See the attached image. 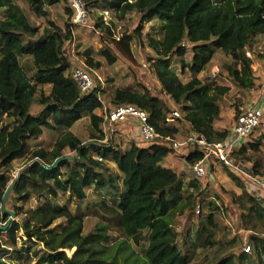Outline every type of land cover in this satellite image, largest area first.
<instances>
[{"label": "trees", "instance_id": "obj_1", "mask_svg": "<svg viewBox=\"0 0 264 264\" xmlns=\"http://www.w3.org/2000/svg\"><path fill=\"white\" fill-rule=\"evenodd\" d=\"M58 2L0 0V10L5 13L0 19V226H6L0 231V264H10L14 258L30 253L37 264H82L76 255L87 239H96L102 247H109L99 264H116L117 257L129 247L126 240L141 248L140 255L131 251L123 258V264H190L191 254L185 250L189 232L177 230L175 225L178 216H185L189 223L195 216V207L199 208L195 239L207 252L197 264H264V206L246 191L240 175L217 163L237 181L241 191L230 198V204L239 211L236 232L243 233L232 234L229 222L227 235L216 238L215 217L222 214L217 200L222 199L207 200L214 192L211 184L188 174L182 176V171L170 163L176 152L168 142L130 138L133 130L137 132L132 120L116 125L115 137L102 142V118L96 114L102 107L100 95L108 111L133 106L145 112L148 123L163 138L176 140L184 133L185 139L196 135L208 143L223 141L257 89L252 60L245 57V50H254L258 46L256 41L264 38V0H82L88 19L93 22L92 31L99 32L103 39L99 55L106 64L116 63L114 50L130 57L125 52H131L133 41L149 50L147 70L157 89L139 85L122 87L109 96H105L102 83L91 71L99 68V64L93 61L90 48L76 53L84 58L83 69L93 81L88 93H79L71 78L67 51L73 29L79 25L73 24L74 12L68 6L63 26L50 19L46 7ZM93 9L110 12L120 21L134 13L138 25L131 34L124 31L114 36L103 21V14L98 16ZM32 17L41 22L37 25ZM151 21L160 23L158 37L151 33L142 35L144 24ZM218 51L231 58L222 68L236 89L238 101L243 100V106L235 107L230 126L220 131L214 127L221 119L218 102L230 87L197 77ZM188 52L191 58L185 63ZM22 58L29 60L32 76L23 70ZM172 58L179 59L181 69L189 71L191 76L185 82L171 67ZM46 87L47 93L43 90ZM173 112H178L179 117L173 118ZM84 117L90 121L88 141L69 132ZM263 119L264 113L257 128L231 153L238 167L261 179H264ZM45 131L56 135L50 149L37 143ZM180 151L188 168L203 158L196 144ZM17 162L25 164L13 177ZM10 187L4 212L2 199ZM90 188L103 195L100 201L83 209L79 204L86 200ZM54 195L59 199L66 197L63 206L54 202ZM31 199L42 201L55 215L69 212L70 221H77L83 230L86 220L95 221L93 231L73 234L79 249L75 256L68 257L53 242L59 233L49 230L48 222L44 223L46 208L42 205L36 208L39 215L34 221L27 216L26 205ZM72 202L77 204L71 211ZM7 212L13 214V220ZM70 235L72 232H65L59 237L62 248L69 243ZM243 240L247 241L246 252L242 248L239 253L234 252ZM28 243L38 250L31 252L25 247ZM208 248L213 249L211 254Z\"/></svg>", "mask_w": 264, "mask_h": 264}, {"label": "rangeland", "instance_id": "obj_2", "mask_svg": "<svg viewBox=\"0 0 264 264\" xmlns=\"http://www.w3.org/2000/svg\"><path fill=\"white\" fill-rule=\"evenodd\" d=\"M68 6V0H59V2L54 6L46 7L47 10L50 13V19L55 22V24L59 26H63L64 22L66 21V17L64 15V10ZM93 11L96 13V15H101L100 9H93ZM4 11L0 10V19L4 18ZM103 14V21L105 24L110 26L112 32L114 33V36H118L120 32H127L130 33L137 27V17L134 13L126 15L124 20L120 21L117 20L116 17L110 12L102 13ZM32 20L35 21V23L38 25L41 21L36 19L35 17H32ZM42 24V23H41ZM40 24V25H41ZM93 22L91 19H88L87 16V22L85 25H81L78 27H75L73 29V40L71 44L68 46V53L70 55V62L72 65V68L75 67H82L84 68L85 62L84 58L78 56L76 53L81 52L85 50L86 48H90L92 53L91 57L93 58V61L95 63L99 64V68H95L92 71L93 75L96 76L99 80V82L102 83V86L105 90V96H109L113 90L117 88L122 87H132L136 88L137 85L146 87L148 89H157V83L154 80V78L151 76L149 71L147 70V62H146V56L149 54V50L145 48H140L134 41L130 45L131 52H125L127 54H130V57L126 56L122 52H118L114 50V53L117 56V61L113 65L106 64V61L99 55V49L103 45V39L100 37L99 32H93L92 31ZM43 27H41L42 29ZM144 30L142 32V35L144 36L147 33L153 34V36L158 37L159 36V28L160 23L158 21H151L148 24H144L143 26ZM256 44L261 47V53L254 56V59H252V70L254 71V76L256 78V87L257 89L253 92L252 96L249 97V101L254 100L258 98L260 95L264 94V38L261 37L256 41ZM110 48L112 46L110 45ZM124 50V49H123ZM191 58V53L188 52L185 57L184 61L185 63H188ZM231 62V58L222 52L218 51L215 53L212 59V63L208 66L206 70H204L202 73H200L197 77L201 80L205 79L207 82L213 83L218 86H227L230 87V91L223 96L219 103L220 109H221V119H218L215 122L216 127L226 125L228 128L230 126V121L232 113L235 109V107L238 105L239 107L242 105V102H239L237 97L238 94L235 95V90L233 89V86L228 82L226 79V74L223 71L222 66L225 64H229ZM20 64L25 72L28 73V76H32L31 72V66L30 62L26 58H22L20 60ZM220 66V72L218 77L215 80L210 79V71L213 67ZM171 67L175 70V72L178 74L179 78L185 82L189 77L191 76L189 71L181 69L180 60L177 58L171 59ZM46 93L49 91V87H46L43 89ZM241 95V94H240ZM104 96V97H105ZM103 98V96H102ZM241 100V99H240ZM243 106V105H242ZM102 110H97L96 114L98 116L102 115ZM264 125V119L262 121ZM261 129L264 132V126L261 127ZM69 132L74 135L77 138H80L83 141H88V138L91 133V127H90V121L88 117H84L79 122L75 123L74 126L69 130ZM130 138L137 139L138 133L133 130V133L131 132ZM56 135L52 132L45 131L44 134L40 137L39 141L37 142L39 144V147L50 149L55 140ZM186 135L184 133H181V137H178L176 141L183 142L186 139L184 138ZM37 145V144H36ZM183 151H179L175 153V155H172L170 159V163L174 165L177 169L182 171V175L186 176V174H189L188 167L184 164L181 158V154ZM66 156H70V154L66 153ZM25 162L16 163L13 166V170L11 175L13 177L16 176L17 172L23 168ZM113 170H115L113 168ZM192 176V175H191ZM203 183H209L211 184V187L214 188V192L212 191L209 194V198H207L208 201H213V198H219L221 197L222 202L217 200L219 203V207L221 208V215H217L215 217V223L217 225V228L215 229V236L216 238L222 239L225 235H227L229 231V226L231 223L232 229L231 233L237 236H240L243 231L236 232L238 228V222H239V211L236 209L235 206H232L230 204V198L233 197V195L238 196L240 194V189L238 187L237 181L233 180L231 177L228 176V174L224 173V169H222L217 163L210 161L206 166V173L205 175L200 179ZM50 185V184H49ZM51 188V187H50ZM103 193L101 191H96L93 188H90L87 190V198L85 201L81 202L79 206L81 208H86V206L91 205L93 203H96L101 200ZM50 199L51 196L48 195ZM55 197L54 202L58 204L59 206H63L66 197H61L60 199L54 195ZM182 202H180L178 205H180ZM43 202H38L37 200L31 199L28 204L26 205V211L27 216L31 218L33 221L36 219V217L39 215V211L37 212L36 208L39 205H42ZM76 202H72L69 209L74 208L76 205ZM43 208H46L47 214H45L43 217L46 218L44 220V223L48 222V229H54L55 233H59L58 236L53 238V242L55 245H58L57 247H60L62 250H65V254L68 257H73L76 255V252L80 249L81 251L76 255L78 257L82 264H99L103 258L108 253L109 248L102 247L99 245L97 240L95 239H87L84 240L82 243L83 245L81 248H77L76 244V234L73 235L75 232H82L83 227L80 226L77 221H70L71 215L69 212L65 211L63 213L55 215V213L47 208L46 204L42 205ZM196 208L194 209L195 216L193 218L191 217V221L189 223L187 221V218L185 216L179 217L176 220V229L182 230L183 232L186 230L188 231V238L186 239V247L185 250H188L191 254V262L190 264H197L198 262L202 261L205 256H207V252L204 251L202 248L199 247V244H197V241L195 239V230L197 228V225L199 223V217L196 214ZM72 211V210H71ZM201 219V218H200ZM72 220V219H71ZM230 222V223H229ZM95 221L93 219H88L84 222V230L83 234L88 233L91 230L95 228ZM187 227L188 229H184V227ZM237 226V227H236ZM67 232L70 235V239H68V244L65 246V248H62L61 240L59 237H61L63 234ZM61 233V234H60ZM59 238V239H58ZM62 238V237H61ZM52 240V239H51ZM114 242H119V239L116 237ZM113 242V243H114ZM112 243V244H113ZM72 244V245H71ZM126 244L129 246L125 249L123 254L120 257H117L116 264H123V258L130 255V252L133 251L135 254L140 255V248L134 246L131 241L126 240ZM180 244V243H179ZM18 246H21V242L18 243ZM54 246V244H53ZM25 247H27L29 250L35 251L38 250V247H32L30 243L26 244ZM69 247V248H67ZM242 249L247 248V241L243 240L241 244H239L235 249L234 252L239 253V251ZM209 251V254L213 252L212 248L207 249ZM31 254V253H30ZM30 254H24L23 256L14 258L13 260L9 261L10 264H37V259L33 258Z\"/></svg>", "mask_w": 264, "mask_h": 264}, {"label": "built area", "instance_id": "obj_3", "mask_svg": "<svg viewBox=\"0 0 264 264\" xmlns=\"http://www.w3.org/2000/svg\"><path fill=\"white\" fill-rule=\"evenodd\" d=\"M68 7L74 12L72 20L73 24L83 26L86 23L88 13L82 0H68ZM259 53H261L260 46H257L254 50L246 49L245 57L252 60L254 59V56ZM219 72L220 66L213 67L210 71V79L215 80L218 77ZM71 78L76 84L80 94L88 93L93 87V81L90 74L81 67L72 68ZM98 100L102 104V107L100 108L102 110V115H100L102 118V142L106 143L110 141L112 137H115L117 133L116 125L132 120L136 124L138 136L141 141L152 143L158 139L164 140L169 143V147L176 153L183 147L196 144L203 152V158L188 168L189 173L192 176L201 179L205 175L206 166L210 161L222 164L234 173L240 175L245 180L246 191L262 201L264 206V179L257 178L247 170L238 167L231 159V153L238 149L244 140L259 125L264 113V94L248 102L247 106L238 116L235 126L230 129L226 138L223 141L216 143H208L204 137L196 135H191L183 142L170 138H163L148 123V116L145 112L138 110L133 106H119L108 111L100 95H98ZM172 117L178 118L179 113L173 112ZM97 160L100 161L101 159L97 158ZM198 210L199 208L197 207L196 213H198Z\"/></svg>", "mask_w": 264, "mask_h": 264}, {"label": "water", "instance_id": "obj_4", "mask_svg": "<svg viewBox=\"0 0 264 264\" xmlns=\"http://www.w3.org/2000/svg\"><path fill=\"white\" fill-rule=\"evenodd\" d=\"M10 190H11V187L6 191V193H5V195L3 196V199H2V209H3L4 212H6L5 206H4L5 205V200H6L7 196H8V194H9ZM7 213L10 216V220H13V218H14L13 214L11 212H7ZM5 227L6 226H4V227L0 226V231L4 230Z\"/></svg>", "mask_w": 264, "mask_h": 264}, {"label": "crops", "instance_id": "obj_5", "mask_svg": "<svg viewBox=\"0 0 264 264\" xmlns=\"http://www.w3.org/2000/svg\"><path fill=\"white\" fill-rule=\"evenodd\" d=\"M231 117L232 118L234 117V113H232V116ZM232 118H231V120H232ZM214 127H215L216 130L220 131V130H224L227 126L226 125H222V126L216 127V125H214Z\"/></svg>", "mask_w": 264, "mask_h": 264}]
</instances>
